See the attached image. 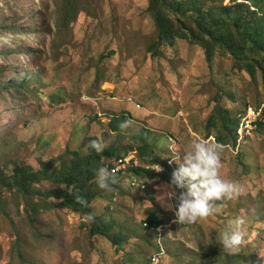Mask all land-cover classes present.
Masks as SVG:
<instances>
[{"label": "rangeland", "instance_id": "rangeland-1", "mask_svg": "<svg viewBox=\"0 0 264 264\" xmlns=\"http://www.w3.org/2000/svg\"><path fill=\"white\" fill-rule=\"evenodd\" d=\"M73 4L76 17L64 28L62 0H0L4 171L10 173L17 162L35 169L40 160L70 163L69 152L87 154L88 137L129 155L138 146L132 136L146 128L154 154L146 160L138 156L140 168L159 164L171 180L178 165L169 164L174 156L170 145L183 155L192 142L210 141L223 131L219 109L236 117L248 105L264 103L262 78L252 80L229 56H218L210 68L204 50L177 41L153 57L148 46L156 28L148 0ZM107 114H126L131 123L114 133L103 119ZM221 164V177L241 184L243 194L192 224L176 222L178 202L165 196L171 181L160 175L132 172L120 182L121 191L102 192L93 202L94 214L114 222L115 232L135 235L118 247L104 236H90L89 223L68 209L41 207L40 215L29 219L25 210L30 202L2 189L0 264H152V255L162 248L165 252L153 264H226L220 234L241 215L246 242L233 264H264V128L238 153L233 145L224 146ZM132 178L145 189L131 187ZM150 214L158 216L161 226L144 225Z\"/></svg>", "mask_w": 264, "mask_h": 264}, {"label": "trees", "instance_id": "trees-1", "mask_svg": "<svg viewBox=\"0 0 264 264\" xmlns=\"http://www.w3.org/2000/svg\"><path fill=\"white\" fill-rule=\"evenodd\" d=\"M251 1L258 12H252L244 5L229 6L228 0H148L147 11L156 28V39L148 46V52L158 58L162 50L173 48L177 41H185L204 50L210 68H213L218 56H229L234 60L236 69L247 73L252 80L255 81L261 77L264 87V0ZM62 3L61 24L65 28L67 23L75 19L76 14H74L73 0H62ZM261 104H255V106ZM241 111L236 117H233L227 109L221 108L217 111L218 118L223 121V131L216 136L219 144L233 145V147L236 145L238 116ZM214 117L212 122L217 126ZM103 119H108L106 123L109 124L110 130L118 133L127 117L126 114L117 116L107 114V117L104 115ZM263 128L264 126H261L254 136ZM149 134L150 131L143 128L132 136L133 141L138 144L137 155L143 160L153 157L154 154L153 145L149 142ZM92 139L95 138L88 137L87 143L89 144ZM69 153L72 156L70 163L60 162L57 158L49 161L40 160L39 169L17 162L8 173L0 166L2 201H4L2 189L29 201L30 207L25 210L29 219L37 218L42 211L41 207L47 210L53 207L68 209L82 218L88 213H94L93 202L105 191L95 182L97 170L100 167L109 169L112 162H105V158H120L128 154L116 147H106L101 153H97L92 148H88L85 155L78 151ZM56 166L59 167L55 168ZM132 172L137 176L141 173L160 175L171 181L167 174L137 167L129 169L126 175L114 174L118 182L111 188L121 191L120 182ZM43 183H49L50 188L41 190L39 187ZM75 195L84 197L88 201V206L84 207L76 203ZM36 196L44 199L34 202L33 199ZM46 199H54L58 203L54 204ZM87 223H89L90 236H104L117 247L135 236H125L122 232H115L114 222L105 221L96 215L93 222ZM144 225H148L146 227L151 225V228L156 229L161 226V223L156 214H150ZM164 252L162 248L153 254L152 262L155 263ZM224 256L227 257L226 264H233L234 255L224 254Z\"/></svg>", "mask_w": 264, "mask_h": 264}, {"label": "clouds", "instance_id": "clouds-1", "mask_svg": "<svg viewBox=\"0 0 264 264\" xmlns=\"http://www.w3.org/2000/svg\"><path fill=\"white\" fill-rule=\"evenodd\" d=\"M126 121L121 127L130 124ZM104 144L99 139H92L86 148H92L97 153L104 151ZM224 146L207 140L192 142L183 155L175 153L169 163H175L178 167L172 173L171 190L165 192L169 199L177 200L176 222L181 225L196 223L207 219L214 213H218L228 202L238 199L243 194V186L234 180H225L220 175L221 153ZM152 170L162 172L159 164H153ZM98 187L105 191H111V186L118 181L115 175L106 167H100L95 176ZM177 189L185 191L177 193ZM75 202L87 207L88 201L79 195H75ZM85 222L95 220L94 213H88L83 217ZM246 219L243 215L229 220L223 232L220 234L219 244L222 250L229 255L238 254L246 242Z\"/></svg>", "mask_w": 264, "mask_h": 264}, {"label": "built area", "instance_id": "built-area-1", "mask_svg": "<svg viewBox=\"0 0 264 264\" xmlns=\"http://www.w3.org/2000/svg\"><path fill=\"white\" fill-rule=\"evenodd\" d=\"M227 5L229 6L244 5L247 6L252 12H258V9L254 6L251 0H228ZM129 101H132L131 98H129ZM238 117H239V125L237 127L238 139L236 145L233 147V150L236 151L237 153L240 151L241 145L246 140L253 137L256 131H258L261 126H264V103L261 104L260 106L248 105L245 111L240 113ZM171 139L175 140L172 137ZM209 140L217 143V139L215 136H210ZM175 153L177 152L175 151ZM170 165L173 167L174 163ZM137 167H140V164L138 162L137 152L135 151L125 157H120L115 159L111 163L109 167V171L112 172L113 174L126 175V172L129 169L137 168ZM152 167L153 165L147 166L146 169L156 172L155 170H152ZM165 169L166 167L163 168V171L159 173H163ZM130 184L131 187L133 188L145 189V184H142V182L138 181L137 178H132Z\"/></svg>", "mask_w": 264, "mask_h": 264}]
</instances>
